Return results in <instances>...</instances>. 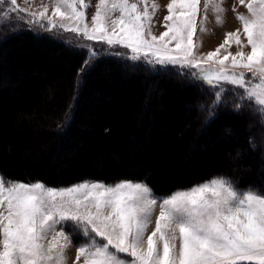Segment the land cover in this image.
<instances>
[{
  "label": "snow or ice",
  "instance_id": "1",
  "mask_svg": "<svg viewBox=\"0 0 264 264\" xmlns=\"http://www.w3.org/2000/svg\"><path fill=\"white\" fill-rule=\"evenodd\" d=\"M238 3L246 9L233 6L240 27L203 54L197 36L209 31V10L223 25V0H168L159 35L152 30L156 0H98L90 23L89 0H51L50 16L47 4L38 13L18 10L29 27L122 47L129 60L191 77L211 93L201 106L209 120L230 105L264 125V0ZM99 51L92 49L90 60ZM74 243L73 264H264V192L224 176L158 197L144 181L53 187L0 173V264H67Z\"/></svg>",
  "mask_w": 264,
  "mask_h": 264
},
{
  "label": "trees",
  "instance_id": "2",
  "mask_svg": "<svg viewBox=\"0 0 264 264\" xmlns=\"http://www.w3.org/2000/svg\"><path fill=\"white\" fill-rule=\"evenodd\" d=\"M32 28L0 39V173L53 187L144 181L157 196L215 176L264 192V125L201 109L205 86ZM231 93L225 97L228 99ZM240 157V158H239Z\"/></svg>",
  "mask_w": 264,
  "mask_h": 264
},
{
  "label": "rangeland",
  "instance_id": "3",
  "mask_svg": "<svg viewBox=\"0 0 264 264\" xmlns=\"http://www.w3.org/2000/svg\"><path fill=\"white\" fill-rule=\"evenodd\" d=\"M89 2L91 6L87 10L88 12L87 19L88 22L90 23L91 15L95 12V5L98 2V0H89ZM156 2L160 5V11L157 13L155 17L156 23L152 30L154 34L159 35L161 32L165 31L164 27H162L161 24L163 22V17L167 14L165 5L168 3V0H156ZM45 4L49 6L47 15L50 16L52 13L51 0H17L16 6L0 3V39L6 32V29L32 28L37 32L52 34L58 38L66 40L68 43L72 45L84 48L85 50L88 51V54H90L92 49H101V51L99 52L115 54V55L119 53V55L117 56L127 58L126 53L128 50L123 49L122 47L108 48L103 42L87 41L82 36H78L75 33L64 32L59 29L47 31L40 25H33L29 27L25 23L21 22L23 19L26 18L27 13L23 11H19L18 9L21 10L27 9L28 12L38 13L39 11L42 10L43 5ZM234 5L238 12L246 14V9L239 5L238 0H223V8L225 9V12L222 14L223 15L222 26H217L215 21V14L211 10H209L207 14L208 16L207 28L209 29V31L207 34L200 33L197 36V40L202 41V47L198 49L199 54L213 51L223 41L226 32L234 31L240 27L238 20L235 18V13L233 12ZM5 14H7V16H5ZM236 50L237 49L234 45L230 48V51L232 52H235ZM249 50L250 49L245 48V51H249ZM92 62L93 60H90L89 64L91 65ZM135 62H140L142 64H145L143 61H135ZM150 67L151 69L159 68L158 65L150 66ZM224 87L231 88L232 86L224 85ZM262 167L264 168V163ZM85 181H100V180H85ZM184 189H188V188H184ZM158 197H164V196H158ZM154 219L155 218H153V220ZM75 252H76V247L74 243L73 246L67 250V264H73V261L75 259Z\"/></svg>",
  "mask_w": 264,
  "mask_h": 264
}]
</instances>
